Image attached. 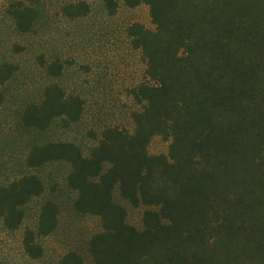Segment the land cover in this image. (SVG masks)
I'll return each instance as SVG.
<instances>
[{"label": "trees", "instance_id": "1", "mask_svg": "<svg viewBox=\"0 0 264 264\" xmlns=\"http://www.w3.org/2000/svg\"><path fill=\"white\" fill-rule=\"evenodd\" d=\"M41 0H17L10 14L29 31ZM114 14L122 3L146 5L151 27L126 28L145 65L128 94L132 130L106 126L87 153L73 141L32 143L28 167L51 161L69 165L73 206L96 216L100 228L88 240L92 264H264V0H102ZM85 1L66 2L64 16L87 14ZM52 76L61 65L46 66ZM15 66L0 64V87ZM2 91L0 90V101ZM82 97L49 83L22 120L45 131L79 121ZM160 137L166 151L149 152ZM35 173L0 185V218L8 229L22 223L23 207L44 192ZM140 210L139 224L128 209ZM58 205L42 202L36 229L22 245L39 256L36 236L58 224ZM0 264H3L0 261ZM59 264H86L74 250Z\"/></svg>", "mask_w": 264, "mask_h": 264}, {"label": "rangeland", "instance_id": "2", "mask_svg": "<svg viewBox=\"0 0 264 264\" xmlns=\"http://www.w3.org/2000/svg\"><path fill=\"white\" fill-rule=\"evenodd\" d=\"M17 0H0V64L12 63L13 75L0 87V185L27 173H35L44 184V192L24 207L22 223L8 229L0 218V261L3 264H59L63 253L78 252L86 264H92L88 240L100 228L99 218L75 210V192L68 186L69 165L51 161L28 167L25 158L32 143L68 140L87 153L106 126L132 130L130 113L137 108L128 90L141 80L145 65L140 50L132 47L126 28L133 22L151 27L148 7L119 4L108 14L102 0H41L29 31H20L10 14ZM85 1L88 12L70 19L61 12L66 2ZM56 61L61 72L52 76L47 64ZM57 83L67 93L82 97L84 109L78 122L62 127L55 120L43 132L27 127L21 116L27 104L40 100L44 87ZM167 142L153 138L151 153L166 151ZM46 199L59 207L58 224L48 235L36 236L39 256L26 253L22 245L26 227L36 229L40 206ZM128 220L139 224L140 210L128 209Z\"/></svg>", "mask_w": 264, "mask_h": 264}]
</instances>
